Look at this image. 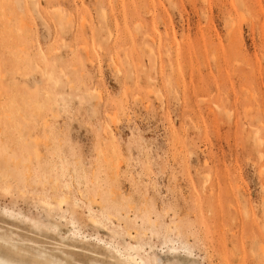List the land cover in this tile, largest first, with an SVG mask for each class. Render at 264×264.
<instances>
[{
	"label": "rangeland",
	"instance_id": "1",
	"mask_svg": "<svg viewBox=\"0 0 264 264\" xmlns=\"http://www.w3.org/2000/svg\"><path fill=\"white\" fill-rule=\"evenodd\" d=\"M212 3L0 0L1 258L264 264V0Z\"/></svg>",
	"mask_w": 264,
	"mask_h": 264
},
{
	"label": "bare ground",
	"instance_id": "2",
	"mask_svg": "<svg viewBox=\"0 0 264 264\" xmlns=\"http://www.w3.org/2000/svg\"><path fill=\"white\" fill-rule=\"evenodd\" d=\"M207 2H208V13L210 15L213 12V9H214L213 8V3H212V0H207ZM238 2L240 3L241 0H238ZM223 5H226L225 4V0H221V6H223ZM220 10L224 11L222 9V7H220ZM227 11L229 12L230 15L233 14L232 13V7H229L227 9ZM242 16H243V13H240L241 19H242ZM228 20H229V25H230L229 26V30L231 31V30H233L235 19L233 17H230ZM126 260L129 263L134 262V264H141V262H143L142 259L141 260H137L134 256H131L129 259L127 258ZM0 264H27V263H24V262H13L11 260L3 259V258L0 257ZM43 264H45V263H43Z\"/></svg>",
	"mask_w": 264,
	"mask_h": 264
}]
</instances>
